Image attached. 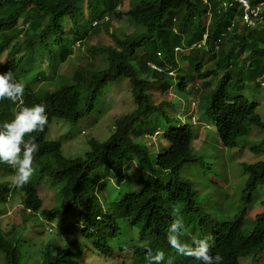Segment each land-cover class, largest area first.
<instances>
[{
  "label": "trees",
  "instance_id": "16d2710c",
  "mask_svg": "<svg viewBox=\"0 0 264 264\" xmlns=\"http://www.w3.org/2000/svg\"><path fill=\"white\" fill-rule=\"evenodd\" d=\"M55 1L59 4L55 7V13L62 14L70 0ZM234 1L208 0L209 5H204V0H137L122 15L138 32L130 34L127 40H121L122 43H129V83L132 84L130 87L135 106L131 107L134 110L129 116L116 121L115 131L107 141H90L89 150L82 158H61L56 146H46L43 149L42 155L50 157L54 163L52 170H48L53 178L50 181L59 186L55 198L56 206L52 209L62 218L66 215L76 216L84 227L80 230L81 238L92 249L98 250L106 246L108 240L118 231L116 218H120L128 223L129 243L134 242L135 249L139 250L130 252L129 247L132 259L145 261L142 251L149 247L153 253L161 250L168 257V249L175 250L168 245L167 229L178 213L191 236L213 237L210 241L211 254H219L222 257L221 264H240V258L254 256L256 251L264 252V213L256 216L257 227L253 241H249L242 233V216L231 222L215 224L211 218L196 212L192 207L191 198L181 188L185 181L180 178L181 172L177 171L182 163L197 159L191 150L192 130L187 124L181 125L179 117L167 114V111L173 109L172 102L163 100L155 104L152 96L147 93L153 85L160 87L159 92H167L174 82L172 77L167 78L164 75L170 70L177 72V82H180L176 88L184 94L189 92L188 85L193 80L197 79L201 83L207 81V86L222 71L209 100L202 102L203 115L212 122L218 141L223 147L234 148L239 138L246 135L249 124L264 129V122L256 112L257 104L249 102L241 95L233 97L230 94L231 90L240 88L244 82L254 83L252 89H256L260 84L259 79L264 78V29L249 28L243 21L239 23L240 11L236 5L231 6ZM128 2L129 0H89L88 7H91L92 14L100 9L110 8L113 10L112 14L119 16L121 14L115 12V9L120 7L122 10ZM20 9V5L12 0H0V35L11 38L13 34H20L15 28ZM263 10L264 3L252 19L254 23ZM56 20L50 19L51 22ZM233 21L235 24L231 26ZM25 37L27 41L31 40L30 35ZM203 40L204 45L201 42ZM131 41L141 43L133 45ZM227 43L230 44L229 47ZM67 45L57 51L47 46L44 36H33L29 49H46L44 54L49 56L50 65L55 68L69 54ZM175 47L182 51L174 54ZM120 48L121 53L110 52L111 70L112 63H121L127 54L125 44H120ZM142 50H145L143 61L138 64L135 57ZM183 50H188L191 56L180 58L178 62L176 56L183 55ZM201 53L203 56L198 57ZM189 57L193 58L190 60ZM184 62L187 64L186 69L180 70L177 64ZM248 62H251L249 66ZM148 76H153L154 80L150 81ZM23 77L25 79V75ZM29 81H36V78ZM59 94L64 99H78V94L69 88L61 90ZM86 98L88 96L83 99ZM35 102L44 103L51 116L61 119L74 121L82 115L67 106L56 94L26 97V105ZM11 114V105L0 101V118L8 119ZM169 122L175 123L178 128L173 126L164 129V123ZM159 129L165 131L162 135L167 145H159L153 156L147 149V142H151L154 133L159 132ZM143 137L150 139L142 142L140 138ZM126 146L129 147L115 159L110 162L101 161L100 156L109 155ZM111 167L114 173H111ZM123 167L125 173L128 170L136 171L139 176L135 181L127 180L128 193L115 208L112 209L114 203L110 202L103 211L95 197L96 182L105 176L104 183L110 179L117 185H122L126 179L125 174L122 175ZM244 168L250 174L251 182L264 177V162ZM38 177V181L41 180L39 175ZM263 180L254 183L251 191L256 185L262 184ZM34 182H29L23 190L25 206L36 211L41 201L37 199L31 186ZM249 184L250 182H246L245 186ZM255 190L250 192L254 193ZM50 216L53 217L54 213ZM97 216H100V222L95 220ZM135 235L137 240L130 241ZM182 240L189 244L192 242L188 238ZM81 250L82 246L73 239L68 241L67 247L62 251L54 252L51 247H46L41 253L40 264H73V258L82 255ZM0 251L5 254L6 264H27L26 260L22 262L20 244L13 247L1 231ZM172 259L174 264H200L191 258L181 259L174 256Z\"/></svg>",
  "mask_w": 264,
  "mask_h": 264
},
{
  "label": "clouds",
  "instance_id": "9594fccd",
  "mask_svg": "<svg viewBox=\"0 0 264 264\" xmlns=\"http://www.w3.org/2000/svg\"><path fill=\"white\" fill-rule=\"evenodd\" d=\"M12 1L18 3L21 7L18 20L15 25L16 30L19 31L20 34L18 36L13 34L11 38L5 35H0V101L3 100L4 103L10 104L12 110L11 117L8 119L0 118V173L3 175H12V182L0 185V212H6L7 214L20 212L22 214V222L15 228L14 232L12 231L9 233H6L0 224V231L3 237L13 247L16 246L17 243L20 244L22 262L26 260L27 264H40L41 253L46 247H51L54 252L62 251L67 247L68 241L72 239L77 240L82 246V255L80 257L75 256L73 258V264H85L83 263V260L88 254L95 255L101 260L103 264H109V262L111 264H129V261L126 260V257H129L131 251L133 252L139 250L135 249L134 242L129 243V227L126 221L116 218L118 231L116 232L115 236L108 240L104 248L94 250L83 242L80 234V230L84 228L83 223L80 222L76 216L66 215L64 218H62L60 214L56 213V210L52 209L56 206L55 198L59 191V186L56 185V183H52L50 181L52 176L48 170H52V166L54 164L53 160L50 157H45L42 155V151L46 146H56L59 149L61 158L64 157L62 154V144L65 139L61 137L57 140H48L46 134L48 132L49 125L53 122H67L69 124H76L82 118L87 117L93 109L97 96L101 94V92L108 85L115 84V92L112 95L114 100L112 101V106L109 107V110H111L112 115L114 116L112 132L105 139L88 140V150V143L90 141H95L97 143H103L107 141L115 131L116 121L129 116V92L127 96L125 91L120 92L117 88L122 82L125 81L128 83V85H132L129 83V43L121 42L122 39L127 40L130 34L127 32L122 34L120 37H117L112 32H110L108 28L112 17H123L126 19V21L128 20L125 16H122L123 13H120V7L115 9V12L121 14L119 16L112 14L113 10L110 8L100 9L92 14L91 7H88L89 0H73L72 2L70 0L66 6V10L62 14L55 13V7L59 5L55 0ZM52 1L53 3H51ZM263 3L264 0H257L255 3H253L252 0H235L231 6L236 5L240 11L238 22L240 23L244 21V23H246L247 20L254 18L255 13L259 10ZM203 4L209 5L208 0H204ZM82 6L88 12L87 19L83 18V15H86V12L85 14L83 13ZM92 7L94 6L92 5ZM105 12H107V14H104ZM209 14H211L210 11ZM50 19L57 20L55 22H51ZM234 24L235 22L233 21L231 26H234ZM52 28L56 29L52 30ZM249 28L263 30V16L260 15V18L257 19L256 23L254 25H249ZM92 30L106 32L111 40V43L106 46L94 47L90 49L86 45V38L88 33ZM26 35H30L31 40L33 36H44L47 46L57 51H59L60 47L68 44L66 48L69 49L70 52L68 55L62 58L57 67L53 68L50 65L49 56L44 54L46 49L41 50L38 47H34L32 50H30L29 45L31 44V40L27 41L25 37ZM75 35H77V37H81V39L78 40ZM201 42L202 45H204V40ZM131 43L134 45L141 43V41H131ZM120 44H125L127 46V54L121 63L113 62L111 70L109 61L110 52L115 51L116 53H121L122 50L120 48ZM75 45V49L78 53H90L101 57L106 67L104 69L95 71L96 68L91 67L89 64L88 69L80 71L79 69H82L84 65L79 64L77 66L78 74L75 78H68L64 75L62 76L59 73V68L62 64L65 65L66 63L70 62L69 58L73 55V48ZM178 50L180 49L175 47L174 54H176ZM183 52H186L188 56L190 55L188 54V50H183ZM141 54H145V50L142 51ZM33 56H41L44 60L39 66L41 67L43 62L46 61L48 67L42 68L38 73L35 74L34 77L30 79L28 77V71L24 70L23 66L34 63L33 61H26V58ZM192 58L193 57H189L190 60ZM262 62H264V60ZM177 67L182 70L181 63L177 64ZM171 72L177 73L174 70H170L167 73ZM23 75H25V79ZM97 75H100V77H96ZM34 78H36V81H29ZM262 79L264 78L259 79V81L261 82ZM261 84L264 85V81H262ZM49 87L52 89L49 90ZM65 88L72 89L74 92H76L78 94V99L62 98L59 92ZM212 91L213 90L211 89L209 95H211ZM41 94H56L67 106L73 108L82 115L76 120L70 121L58 118L56 116H51L47 111L46 105H44L42 102H35L31 105H26V97L28 95L39 96ZM87 96L88 98L83 99ZM80 98L82 101H80ZM121 100H125L124 108L122 110L123 113L121 116H117V114H114L115 105ZM193 120L194 118H192V121ZM180 124L184 125L185 123L180 121ZM173 128H178V126L174 125ZM162 133L164 134L165 131ZM82 134H84L83 131ZM128 147L129 146H126L121 150L113 152L109 155L100 156V159L101 161L110 162ZM251 150H253V148ZM258 151L259 149H257L256 152ZM203 160L204 159L197 157V159L194 161H186L180 165L177 171L181 172L184 166H196L198 164L202 165ZM255 163L259 162L257 161ZM253 164L254 163L241 164L242 170L247 173L245 182H250L248 186H244L242 189L241 199L243 204H246V201L251 199L253 194L251 192H253L255 189L264 187V177L254 182L250 181V174L245 170L244 166H252ZM110 170L111 173H114L112 167ZM124 174L126 179L122 185H117L112 180L107 179L108 182L110 181L113 183L114 189L117 191L115 196L113 190L107 189V183H104L105 176L100 177L97 180L94 192L96 199L99 201L101 210L104 211L110 202L114 203L112 209L115 208L118 203L124 199V195L128 193L127 191L129 190V187L127 186V180L129 179V170L125 173L123 167L122 175ZM38 175L40 176L41 180L43 177H47L48 180L40 183L41 180L38 181ZM180 178L185 181L181 188L184 190L187 196L191 198L190 201L192 203V207L196 212L207 216L203 214L200 208L196 205L197 191L195 190L191 180L186 176H182L181 174ZM32 180L35 182L31 186L35 191L37 199H40L41 201L40 207L36 211L25 206V191L23 188L28 186V183ZM260 180H263L262 184L256 185L254 190L251 191L252 185ZM44 190H48L52 193L53 204L50 208L42 199V193ZM12 191H18L20 194H22V200H17L15 202L16 206L11 205V201L17 198L9 196ZM120 191L123 192L122 197L119 195ZM261 203L262 207L264 208V201ZM250 204L251 201L249 205ZM246 210L247 207L244 206L240 212L233 217V219L225 221L231 222L236 220L238 216H242L243 236L247 240L253 241L258 218H254V220L250 223V228L246 227L245 225L247 222L244 220ZM53 213L54 216L51 217L50 215ZM263 213L264 211L259 213L258 216ZM31 217H34L38 222L42 223L43 227H33L25 234V237H23L18 232V228L21 225H27ZM95 220L100 222V216H97ZM7 223H9L8 220ZM36 230H38V232H36ZM39 232L44 233V242L40 246H37L36 239L38 237H33L31 235H36ZM46 234H53L54 237L52 239H45ZM166 238L168 245L175 251L168 249L169 255L166 257L167 255H165L163 251L156 250L153 253L152 249L149 247L146 249V251H142L145 256L146 264H174V260L172 259L174 256H178L181 259L191 258L200 264H221L222 262V257L219 254L215 256L211 254L212 244L210 241L213 240V237L211 235H206L203 238L191 236V234H189L185 229L183 218L180 217L178 213L176 218L167 229ZM182 238L191 239V244L185 242L182 240ZM126 243H129L131 250L127 256L121 257L127 251H129V246L124 247V244ZM99 254L106 258L105 261H102ZM262 254L264 255V252L256 251L254 256L240 259H255V257H260ZM0 256L3 264H6L5 254H3L2 251H0ZM136 263L140 264L138 261L133 259L132 264Z\"/></svg>",
  "mask_w": 264,
  "mask_h": 264
},
{
  "label": "rangeland",
  "instance_id": "374dc122",
  "mask_svg": "<svg viewBox=\"0 0 264 264\" xmlns=\"http://www.w3.org/2000/svg\"><path fill=\"white\" fill-rule=\"evenodd\" d=\"M137 0H129L128 3H125V6L122 7L120 13L126 12L132 4ZM226 3V2H225ZM83 18H88V12L83 8ZM104 14H107L105 12ZM124 16V15H122ZM264 21V10L261 12ZM109 31L112 32L115 36L120 37L122 34L129 32L136 33L135 26L125 18H115L112 17L109 25ZM111 43L110 38L104 31L92 30L88 33L86 38V45L91 49L94 47L106 46ZM230 44L227 43V47ZM76 45L73 48V55L69 58L70 62L65 65H61L59 68V73L68 78H75L78 74L77 66L79 64L84 65L80 71L88 69L89 64L91 67H95V71L104 69L106 67L103 59L99 56L90 53H78L76 51ZM144 51V50H142ZM142 51H139L135 59L141 60V57L144 54H141ZM181 51H177V54ZM183 55L176 56L177 61L180 62V58H187L188 55L183 52ZM191 56V55H190ZM202 53L198 57H202ZM44 59L41 56H33L26 58V61H33L32 64H27L23 66L24 70L28 71V77L32 78L38 73L42 68L48 67V64L43 62L41 67L40 63ZM264 60V59H263ZM262 60V61H263ZM252 63L254 61L250 60ZM248 62L247 66L251 64ZM214 64V62H213ZM187 64H181L182 70L186 69ZM138 69L140 67L137 65ZM153 69V67H151ZM203 70H205L203 68ZM235 75V73H232ZM167 78L172 77L173 83H171V88L167 92H159V86L153 85L148 90L147 93L152 96L155 104L162 102L163 100H168L172 102L173 109L167 114H170L173 117H179L182 123L189 125L192 130V141H191V150L199 158L204 159L202 165L196 166H184L181 171L182 176L188 177L195 190L197 191L196 205L200 208L201 212L208 217H210L215 224H218L225 220H231L235 215H237L240 210L246 206L247 210L244 216V220L247 222L246 227H251V222L256 219V216L259 213L264 211L262 207V201H264V187L258 188L252 194L251 199L246 201V204L242 202V189L245 186L247 173L242 170L241 164H252L255 162L264 161V129L257 128L254 124H249L247 127V133L245 136L239 138L237 141V146L232 149L222 147L221 143L218 141L215 128L209 120H207L204 115V107L202 102H206L210 97V90L214 89L217 83L220 80L222 71H219L217 77L213 79V83L206 86L205 83H201L197 79L193 80L189 85V92L184 94L180 92L176 87L178 86L177 80L179 76H176L177 73H165ZM145 77V74L144 76ZM153 76H148L149 80H154ZM264 79L261 80V82ZM260 84L256 89L254 83H243L240 85V88H236L230 91V94L233 97L243 96L249 102H254L258 106L256 108L257 114L261 117L264 122V85ZM176 84V85H175ZM113 85H108L105 89L99 94L94 103L91 113L79 120L76 124H69L67 122H53L49 125L48 132L46 134L48 140H57L63 137L65 140L62 144V154L66 158H82L84 153L88 150L87 141L90 139L102 140L108 137L112 132V123L114 116L112 115L109 107L112 106V101L114 98ZM52 88L49 87V90ZM120 92L125 91L128 96L129 92V113L132 110L131 106H135L133 102V97L130 93V84L122 82L118 88ZM116 97V96H115ZM207 97V98H206ZM125 100L117 102L115 105L114 114L117 116L122 115V110L124 108ZM201 105L200 107H197ZM192 118L194 120L192 121ZM175 123L169 122L164 123V129H170ZM82 131L84 134H82ZM142 142H147L150 138L143 137L140 138ZM161 145L166 147V142L163 139L162 129H159V132L154 133V136L151 139V142H147V149L151 155L156 154V149ZM224 148V149H222ZM253 148V150H251ZM259 149L258 152L254 151ZM139 174L134 171L129 170V182L135 181L138 178ZM47 177H43L40 183L47 181ZM12 182V175H3L0 173V185L7 184ZM107 189L114 191V196L117 194V191L114 189L112 182H107ZM108 193V192H107ZM109 195V194H108ZM119 195L123 196V192L120 191ZM10 197H17L11 201V205L16 206L15 202L17 200H22V194L18 191H12L9 194ZM42 199L45 201L47 206L50 208L53 204L52 193L48 190H44L42 193ZM251 201V204L249 205ZM196 215L197 213L194 212ZM3 216V217H1ZM7 220L9 223H7ZM22 222V214L20 212H15L13 214H7L6 212H0V224L6 233L14 232L15 228ZM33 227L42 228V223L38 222L34 217L29 219L27 225H21L18 228V232L25 237V234L29 232ZM38 232V230H36ZM43 232H39L36 235H31L33 237H38L36 239L37 246H40L44 241ZM54 235L46 234L45 239H52ZM137 240L135 235L130 241ZM139 244V242H136ZM129 246V243L124 244V247ZM98 255L97 253H95ZM129 254L127 251L121 257H125ZM102 261H105V257L99 254ZM166 255V254H165ZM259 258V259H258ZM258 259V260H257ZM126 260L129 261V264L133 263V259L127 256ZM85 264H103L101 260L93 254H88L83 260ZM119 263V261H118ZM140 264H146V261L139 262ZM241 264H264V255L255 257V259H240ZM0 264H3V261L0 256ZM109 264H111L109 262ZM137 264V263H136Z\"/></svg>",
  "mask_w": 264,
  "mask_h": 264
},
{
  "label": "bare ground",
  "instance_id": "6f19581e",
  "mask_svg": "<svg viewBox=\"0 0 264 264\" xmlns=\"http://www.w3.org/2000/svg\"><path fill=\"white\" fill-rule=\"evenodd\" d=\"M245 24L247 27H249V25H254L255 23H254V20L251 19V20H247ZM131 34H135V33H131ZM157 55H160V54L157 53ZM142 61H143L142 57H141V60H138V57H137V59H135V62H137L138 64L142 63Z\"/></svg>",
  "mask_w": 264,
  "mask_h": 264
}]
</instances>
